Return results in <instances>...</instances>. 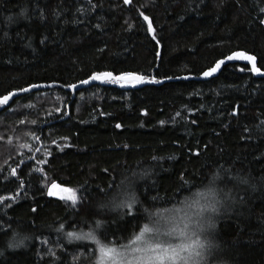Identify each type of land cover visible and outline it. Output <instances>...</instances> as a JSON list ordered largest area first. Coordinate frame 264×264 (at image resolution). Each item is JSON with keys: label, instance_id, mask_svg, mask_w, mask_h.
<instances>
[{"label": "trees", "instance_id": "1", "mask_svg": "<svg viewBox=\"0 0 264 264\" xmlns=\"http://www.w3.org/2000/svg\"><path fill=\"white\" fill-rule=\"evenodd\" d=\"M261 21L264 0H0V99L50 86L0 107V264H95L96 242L69 232L125 243L199 200L216 208L207 263L264 264V78L232 64L68 90L104 72L198 78L239 52L264 71Z\"/></svg>", "mask_w": 264, "mask_h": 264}, {"label": "snow or ice", "instance_id": "2", "mask_svg": "<svg viewBox=\"0 0 264 264\" xmlns=\"http://www.w3.org/2000/svg\"><path fill=\"white\" fill-rule=\"evenodd\" d=\"M125 4H130L131 0H124ZM23 14V13H22ZM11 19V18H9ZM148 19L147 16L144 17ZM264 23V21H261ZM148 31H153L151 23H149ZM156 39L155 36L152 37ZM228 60L242 59L247 60L252 64L251 71L259 74L261 70L256 67L255 57L246 56L243 53H236L228 56ZM224 60L218 61L214 67L204 71V77H211L221 69ZM244 69H241L243 71ZM187 77H185L186 79ZM170 79V78H169ZM101 81L110 84H119L121 87L130 85L136 87L137 85L149 83L160 84L163 81L155 78H147L142 75H134L126 73L123 75H113L111 72H104L100 74H93L89 79L81 80L80 83L87 85L90 81ZM31 87H39L32 85ZM69 88L76 89L77 85H68ZM29 89H22L28 91ZM9 96L0 99V105H6ZM194 122V121H193ZM117 128L121 125L117 124ZM26 146V145H25ZM15 175V170H13ZM53 187H57L53 185ZM49 192V195H53ZM63 199V197H61ZM75 204V197H69ZM112 202L117 207H127L129 212L126 215H132V206L135 203V197L129 196L127 190L123 185L117 186V189L112 193ZM204 211V209H202ZM211 211L215 212L216 208L211 207ZM151 215V214H150ZM134 219H138L134 215ZM203 231V228H200ZM69 237L75 239H91L95 241L99 247L100 259L99 264H198L197 258L201 257V250L205 247L204 241L201 239L197 231L190 230L189 223L184 222L182 225L178 223L173 216L160 217L151 222H146L140 227L139 222L135 225L133 232L126 238L125 243L114 241H104L97 238L93 233H87L83 236L76 235L73 232L68 233Z\"/></svg>", "mask_w": 264, "mask_h": 264}, {"label": "rangeland", "instance_id": "3", "mask_svg": "<svg viewBox=\"0 0 264 264\" xmlns=\"http://www.w3.org/2000/svg\"><path fill=\"white\" fill-rule=\"evenodd\" d=\"M53 196L57 198L63 197V199L72 201V199H69V197H75V194L72 190L70 189H64L60 187H56V189L53 192ZM76 199V198H75ZM204 209V211H202ZM173 216L175 217L176 221L178 223H181V225L184 222L189 223L190 230L197 231L198 234L200 235L201 239L205 243V247L201 250V257L197 258L198 264H209L206 261L205 258V250L207 248V240H206V235L209 234L211 231V220L213 217V211H211V207H208L207 203L199 200L195 201L193 203L188 204L186 207H183L180 210L172 211L169 213H166L162 215L161 217H169ZM211 217V218H210ZM203 228V231H200V228ZM97 250H98V257L95 262V264H99V259H100V252H99V247L96 243Z\"/></svg>", "mask_w": 264, "mask_h": 264}, {"label": "water", "instance_id": "4", "mask_svg": "<svg viewBox=\"0 0 264 264\" xmlns=\"http://www.w3.org/2000/svg\"><path fill=\"white\" fill-rule=\"evenodd\" d=\"M239 53H243L244 55L246 56H252V55H249V54H246L244 52H239ZM236 54V53H235ZM234 55V54H233ZM254 57V56H253ZM232 64H241V65H246V66H249L250 68H252V64L247 61V60H242V59H234V60H228L227 58L224 59V64L221 65V69L213 74V76L211 77H204L203 75H201L200 77L198 78H194V77H189V76H183V77H179V78H176V79H170V80H162L163 83H160V84H149V83H145V84H141V85H138L137 87H144V86H162L166 83H169V82H176V81H192V80H197V81H208L210 79H214L216 78L222 71V69L225 67V66H228V65H232ZM255 64H256V67L258 68V60L255 58ZM261 70V69H260ZM253 73V72H252ZM253 75L256 77V78H264V71L261 70V72L259 74L257 73H253ZM185 77H187L185 79ZM106 82H101L99 80L97 81H90L89 84L87 85H84V84H77V88L76 89H72V88H69L68 90L69 91H72V92H78V91H81L83 89H86L88 87H90L91 85H98V84H105ZM39 87H29L27 89H29L28 91H17V92H13L12 94L8 95L10 97V99L8 100L7 104L6 105H3V106H8L10 104L11 101L21 97V96H24V95H28V94H32L34 92H37V91H41V90H44L46 88H49L50 86H47V85H38ZM129 88V87H128ZM127 89V88H126ZM2 105H0L1 107ZM56 189V187L54 188L53 186L50 188L49 192H54V190ZM51 197H54L53 195H50Z\"/></svg>", "mask_w": 264, "mask_h": 264}, {"label": "bare ground", "instance_id": "5", "mask_svg": "<svg viewBox=\"0 0 264 264\" xmlns=\"http://www.w3.org/2000/svg\"><path fill=\"white\" fill-rule=\"evenodd\" d=\"M137 86H138V85H137ZM137 86H136V87H137Z\"/></svg>", "mask_w": 264, "mask_h": 264}]
</instances>
